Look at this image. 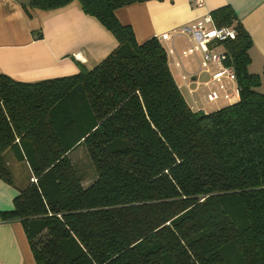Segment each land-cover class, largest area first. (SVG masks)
I'll use <instances>...</instances> for the list:
<instances>
[{
  "label": "trees",
  "instance_id": "16d2710c",
  "mask_svg": "<svg viewBox=\"0 0 264 264\" xmlns=\"http://www.w3.org/2000/svg\"><path fill=\"white\" fill-rule=\"evenodd\" d=\"M145 1L22 5L31 16L76 2L117 45L72 75L0 73V178L13 183L8 148L30 172L0 217L22 223L36 264H264V70L251 68L252 38L229 5L210 12L236 32L220 44L239 94L196 111L161 41L138 42L115 15ZM79 146L95 171L87 186L70 158Z\"/></svg>",
  "mask_w": 264,
  "mask_h": 264
},
{
  "label": "crops",
  "instance_id": "0c3cea01",
  "mask_svg": "<svg viewBox=\"0 0 264 264\" xmlns=\"http://www.w3.org/2000/svg\"><path fill=\"white\" fill-rule=\"evenodd\" d=\"M28 2L0 0V73L23 82L72 75L82 68L93 67L117 45L114 36L99 21L85 14L76 2L55 10L35 9L31 16L22 8ZM225 5L233 9L250 34L251 68L262 72L264 0H203L202 6H197L195 0H148L120 7L115 15L122 24L132 27L138 42L151 37L161 41L170 71L185 100L194 110L203 111L200 99L226 101L219 109L235 102L238 96L233 94V81L223 78L224 87L220 88L219 82L212 79L218 71L216 64L210 63L204 68L200 51L187 52L194 40L180 29ZM163 35L168 38L163 40ZM215 50L224 51V48L219 44ZM212 91L218 94L215 100L208 99ZM225 93L232 98H225ZM15 153L8 148L3 154L13 183L0 178V213L13 208L18 188L27 183L21 169L25 168L27 175L28 164L18 160ZM0 264H36L19 220L0 217Z\"/></svg>",
  "mask_w": 264,
  "mask_h": 264
},
{
  "label": "built area",
  "instance_id": "2783aa9c",
  "mask_svg": "<svg viewBox=\"0 0 264 264\" xmlns=\"http://www.w3.org/2000/svg\"><path fill=\"white\" fill-rule=\"evenodd\" d=\"M195 2L197 6L203 5V0H195ZM210 24H213V20L210 13H207L197 23L180 29L181 33L190 35L192 40H194V45L187 52L200 51L202 55L201 64L204 68H207L210 63L216 64L218 71L212 75V79L219 82L220 88L224 87L223 78L233 81V94L238 96L239 88L236 83L235 70L233 66L225 65L228 54L225 51L215 50V46L221 42L234 39L236 32L231 26L218 27L213 25L212 27H208ZM162 38L166 40L168 35H163ZM217 97L218 94L215 91L208 94L209 100H215ZM224 97L230 99L231 96L225 93ZM32 180L36 181L34 178Z\"/></svg>",
  "mask_w": 264,
  "mask_h": 264
},
{
  "label": "rangeland",
  "instance_id": "374dc122",
  "mask_svg": "<svg viewBox=\"0 0 264 264\" xmlns=\"http://www.w3.org/2000/svg\"><path fill=\"white\" fill-rule=\"evenodd\" d=\"M258 90L264 93V77H262L261 85ZM226 103L227 102L223 100H216L214 102H209L204 99L199 100V105L204 107L203 111H213L219 106ZM70 158L75 163V166L77 167L80 175L82 176L83 185H89L95 179L96 176L93 165L86 153L85 148L83 146H79L77 149L73 150L70 153ZM21 170L23 171L22 174H24V177H26L25 179L27 180L30 172L28 171V174L26 175L25 173H27V170L25 168H22Z\"/></svg>",
  "mask_w": 264,
  "mask_h": 264
},
{
  "label": "bare ground",
  "instance_id": "6f19581e",
  "mask_svg": "<svg viewBox=\"0 0 264 264\" xmlns=\"http://www.w3.org/2000/svg\"><path fill=\"white\" fill-rule=\"evenodd\" d=\"M213 25H214V23H213ZM215 26V25H214Z\"/></svg>",
  "mask_w": 264,
  "mask_h": 264
}]
</instances>
